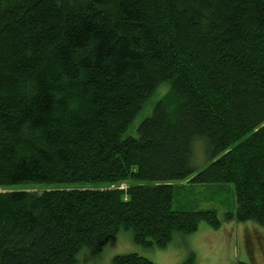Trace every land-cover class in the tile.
I'll return each mask as SVG.
<instances>
[{
    "label": "trees",
    "instance_id": "trees-1",
    "mask_svg": "<svg viewBox=\"0 0 264 264\" xmlns=\"http://www.w3.org/2000/svg\"><path fill=\"white\" fill-rule=\"evenodd\" d=\"M181 181L232 185L225 220L264 227V0H0V264L221 228ZM80 183L109 188L4 190ZM127 255L113 264H153Z\"/></svg>",
    "mask_w": 264,
    "mask_h": 264
},
{
    "label": "rangeland",
    "instance_id": "rangeland-1",
    "mask_svg": "<svg viewBox=\"0 0 264 264\" xmlns=\"http://www.w3.org/2000/svg\"><path fill=\"white\" fill-rule=\"evenodd\" d=\"M165 91V90H164ZM164 91L157 95L161 98ZM143 112L134 121L128 131L131 136H137L136 128L144 118L151 115ZM201 146V147H200ZM204 145L194 147L193 164L196 171L191 177L201 172L209 161L206 158ZM132 182H125L120 186L125 189ZM176 185L185 186L178 202L182 207L196 210H216L218 218L223 222L221 228L212 229L206 222L200 224L198 231L191 235H176L167 248H145L134 243L133 233L130 230H120L107 243L103 251L93 253L84 248L78 254L79 264H113L117 256L127 254L140 255L153 264H182L190 254L196 255L197 264H264V227L248 221L247 223L227 222L225 213L236 211V195L232 185L205 186L189 184L188 181L175 182ZM133 184V183H132ZM145 185L146 183L140 182ZM7 191H48L59 189H88L103 190L109 188L106 183L69 184V185H14L5 187ZM2 191V190H1Z\"/></svg>",
    "mask_w": 264,
    "mask_h": 264
}]
</instances>
